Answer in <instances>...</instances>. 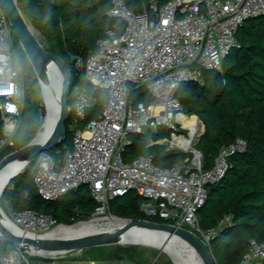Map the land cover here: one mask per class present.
Here are the masks:
<instances>
[{
    "label": "built area",
    "instance_id": "1",
    "mask_svg": "<svg viewBox=\"0 0 264 264\" xmlns=\"http://www.w3.org/2000/svg\"><path fill=\"white\" fill-rule=\"evenodd\" d=\"M107 13L122 21L121 30L106 29L96 51L85 58L74 56L75 66L84 71L89 83L104 90L107 101L97 117L77 127L96 98L84 87H73L72 135L62 163L43 151L27 164L37 193L54 202L84 184L96 201L89 220L102 222L111 214L112 198L134 192L142 198L139 208L144 218L184 227L208 243L214 231L199 227L197 212L205 203L208 186L223 177L229 155L242 150L245 141L237 138L221 147L212 167L203 170L201 153L193 143L185 145L180 140L189 132L182 131L186 128L178 115L184 112L176 91L183 82L202 84V69L222 70L238 27L264 13V0L152 1L138 11L128 8L125 0H112ZM14 39L0 3V153L15 146L13 135L23 115L24 81ZM133 84L145 85L151 103L130 100ZM159 127L170 132V137L163 138L165 144L190 154L168 167L156 165L151 155L123 160L121 152L130 133ZM8 209L11 224L26 233L46 234L64 226L29 208ZM35 255L41 254L14 245L0 251V264H33L30 256ZM239 264H264V240H250Z\"/></svg>",
    "mask_w": 264,
    "mask_h": 264
},
{
    "label": "trees",
    "instance_id": "2",
    "mask_svg": "<svg viewBox=\"0 0 264 264\" xmlns=\"http://www.w3.org/2000/svg\"><path fill=\"white\" fill-rule=\"evenodd\" d=\"M111 1L41 0L42 12L36 14L24 0H18L23 13L42 33L45 31L41 18L48 21L55 47L42 46L60 55L71 72L67 97L71 117L65 123V139L48 151L58 164L62 163L72 135L69 125L74 117L73 87H84L96 98L85 118L77 121V127H83L97 117L107 101L104 90L89 83L84 71L75 66L74 56L85 58L96 51L97 41L106 29L121 30L122 21L107 13ZM152 1L162 4L170 0H125V3L128 8L138 11ZM235 38L234 46L222 60L221 71L202 69V84L183 82L176 91L182 111L195 116L203 125L202 134L194 144L201 153L203 170L212 167L221 147L237 138L245 141L242 150L229 155L223 177L208 186L205 203L197 212L199 227L214 231L208 244L216 264H239L250 240H264V13L243 22ZM14 44L24 81L23 115L13 135L15 146L2 151L0 160L26 145L36 125V106L29 94L37 85V75L16 36ZM129 98L132 102L152 101L145 87L134 84ZM2 131L0 119V136ZM169 135V130L164 127L143 128L140 132L130 133L121 152L123 160L128 162L140 155H151L156 165L168 167L188 156L190 153L175 151L156 142ZM1 197L13 210L29 208L52 216L58 224L87 221L96 207L86 185H79L54 202L44 200L37 193L29 165L11 179ZM138 198L134 192L112 198L110 213L118 217L144 218ZM225 218L227 220L221 223ZM115 246L121 253L131 247ZM12 247V243L0 242V251Z\"/></svg>",
    "mask_w": 264,
    "mask_h": 264
},
{
    "label": "water",
    "instance_id": "3",
    "mask_svg": "<svg viewBox=\"0 0 264 264\" xmlns=\"http://www.w3.org/2000/svg\"><path fill=\"white\" fill-rule=\"evenodd\" d=\"M0 3L12 25L16 39L30 61L36 75L45 73L49 64L53 65L54 71L58 76V98H57V117L52 125L51 133L46 140L42 142H33L32 140L21 148L15 149L0 160V171L11 162L18 160L23 165L11 171L4 181L0 195L8 186L11 179L21 171L24 166L34 160V158L43 151H49L59 145L66 135L65 123L70 116V107L67 103V97L70 93V69L64 60L53 51L42 46L35 36L31 25L27 22L25 14L19 7L17 0H0ZM247 20V19H246ZM245 20V21H246ZM248 21V20H247ZM145 85L140 86L144 88ZM199 120V119H198ZM200 121V120H199ZM203 131V126H202ZM202 131L199 134H202ZM197 138V140L199 139ZM84 185V184H83ZM115 216L124 222L116 229L107 231H98L88 234H82L71 237L57 238L47 236L46 234L29 235L24 231L16 229L10 225L7 214L0 206V242L12 243L20 246L30 253H61L73 250L90 249L92 247H101L109 245H127L123 242L121 236L131 230L154 231L159 234L161 244L168 239L174 238L176 242L189 246L197 254L198 264H215L209 244L194 232L184 227H180L167 222L156 221L149 218H126ZM72 224H63L70 226ZM134 244V243H131ZM161 251V250H160Z\"/></svg>",
    "mask_w": 264,
    "mask_h": 264
},
{
    "label": "rangeland",
    "instance_id": "4",
    "mask_svg": "<svg viewBox=\"0 0 264 264\" xmlns=\"http://www.w3.org/2000/svg\"><path fill=\"white\" fill-rule=\"evenodd\" d=\"M17 3L21 8V4L18 2V0ZM24 16L27 22L31 25L32 30L34 31L35 36L40 41V43L42 45H45L46 47L54 48L55 47L54 39L49 38L45 33L39 31L31 23V21L26 16V14ZM14 50H15V44H14ZM15 55L17 57L16 50H15ZM58 56L61 57L60 55ZM37 81H38L37 85L35 86L33 91L29 94V98L32 101H34L36 106V125L32 130V132L30 133L29 135L30 140L27 143L33 140V138L44 129V123L50 108L48 91L46 89L45 81L43 80L41 74L39 77L37 76ZM202 126H203L202 123L199 121V131L197 130V134L193 137L194 138L193 147L195 142L197 141V138H199L198 136L202 131ZM184 128H186L185 129L186 132H189V128L187 127ZM166 146L176 151V149L172 147L169 143H167ZM5 179L4 181H6ZM4 181L0 183V191ZM133 196L135 195L133 194L132 197ZM141 201L142 198L139 197L138 202ZM0 206L5 212V214L9 215L8 205L2 200L1 195H0ZM111 227L113 226L106 224L104 225V229H108ZM168 242L172 248L170 250L161 249L160 251L159 248L154 247L152 245L136 243V244H127L131 247H128L123 253L118 251L115 245H109V246L92 247L90 249L88 248L83 250H73V251H67L61 253H56V252L49 254L45 253L37 256L36 255L30 256V259L33 264H43V263L82 264L85 260H94L96 264H119V262L121 261L124 264H178L177 262L174 261L175 254H178L181 258V260H179V264H196L195 261L192 260V258H190V254L186 249L185 245L179 242H174L172 240H169ZM182 260H187V262H184Z\"/></svg>",
    "mask_w": 264,
    "mask_h": 264
},
{
    "label": "bare ground",
    "instance_id": "5",
    "mask_svg": "<svg viewBox=\"0 0 264 264\" xmlns=\"http://www.w3.org/2000/svg\"><path fill=\"white\" fill-rule=\"evenodd\" d=\"M40 76V75H39ZM43 80L45 81V86L48 91L49 95V101H50V108L48 115L46 117L45 123H44V129L39 132L34 138L33 142H42L47 139L49 134L51 133L52 125L56 119L57 115V98H58V76L56 75L53 65L49 64L46 68L45 73L41 74ZM178 118L182 121L183 125L187 128H189V137L181 138L180 140L185 143V145H189L193 143V137L197 134V130L199 131V121L198 119L193 115H188L185 113H180L178 115ZM201 127V126H200ZM166 140H162V142H165ZM21 165H23L20 161L15 160L11 162L9 165H7L5 168H3L0 171V183L4 181L5 177L14 169L19 168ZM8 221L9 218L7 217ZM102 222H100L98 219L88 220L79 222L70 226H59L57 229H53L49 231V233H46L47 236H53L57 238H64V237H71V236H77L82 234H88L92 232H98V231H107V230H113L118 228L124 220H121L115 216L108 215L106 218H102ZM112 225L113 227L104 229V225ZM11 225V222H10ZM13 226V225H11ZM29 235H33L31 233H27ZM121 240L126 243H141V244H147L152 245L154 247L159 248L160 250H170L172 249L169 240H172L174 242V238L168 239L164 244H161V239L159 237V234L154 231H146V230H131L121 236ZM186 249L188 250L190 254V258L197 263V254L189 248V246H186ZM179 260H181L180 256L178 254H175L174 261L179 264ZM184 262H187V260H182Z\"/></svg>",
    "mask_w": 264,
    "mask_h": 264
},
{
    "label": "crops",
    "instance_id": "6",
    "mask_svg": "<svg viewBox=\"0 0 264 264\" xmlns=\"http://www.w3.org/2000/svg\"><path fill=\"white\" fill-rule=\"evenodd\" d=\"M24 2L26 3V5L29 7L30 11H33L35 12L36 14H39V11L41 10L42 12V2L41 0H24ZM42 19V25H43V31H45L46 35L49 37V38H52L53 39V33L51 31V27H50V24L48 23V21L46 19ZM160 141L163 140L159 138ZM159 140H157L156 142H160ZM165 140V139H164ZM160 143H163L165 144V142H160Z\"/></svg>",
    "mask_w": 264,
    "mask_h": 264
}]
</instances>
